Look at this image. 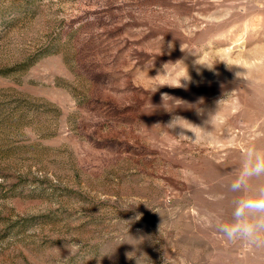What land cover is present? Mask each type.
<instances>
[{
	"label": "rangeland",
	"instance_id": "1",
	"mask_svg": "<svg viewBox=\"0 0 264 264\" xmlns=\"http://www.w3.org/2000/svg\"><path fill=\"white\" fill-rule=\"evenodd\" d=\"M251 145L264 0H0V264H264L210 226Z\"/></svg>",
	"mask_w": 264,
	"mask_h": 264
},
{
	"label": "clouds",
	"instance_id": "2",
	"mask_svg": "<svg viewBox=\"0 0 264 264\" xmlns=\"http://www.w3.org/2000/svg\"><path fill=\"white\" fill-rule=\"evenodd\" d=\"M184 79H189L188 75ZM181 86L183 85L180 82L174 87ZM165 98H168V102L173 98L163 96L164 107L168 108L165 106ZM177 101L180 102L177 105L182 103L179 100L174 102ZM174 121L170 125H173ZM229 175L232 179L227 189L234 194L230 215L227 218L223 215L217 216L210 226L229 244L264 250V147L248 146L242 153L240 165ZM136 219H139V216ZM129 238L139 241V245L144 239L143 237L134 239L131 236ZM129 244L137 251L139 250V245ZM76 247L73 245L69 248L70 255L74 254ZM127 256L129 259H135L136 264H139L141 258L150 260L146 254L137 255L136 251L127 253Z\"/></svg>",
	"mask_w": 264,
	"mask_h": 264
}]
</instances>
